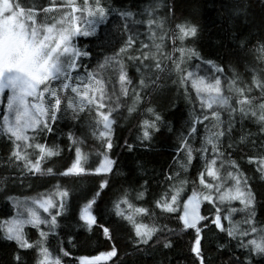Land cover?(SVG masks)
I'll return each instance as SVG.
<instances>
[{"label":"trees","instance_id":"1","mask_svg":"<svg viewBox=\"0 0 264 264\" xmlns=\"http://www.w3.org/2000/svg\"><path fill=\"white\" fill-rule=\"evenodd\" d=\"M27 6L35 5L36 22L38 25H53L64 16L70 9H66L64 4L67 0H22ZM178 5L176 15L173 16L168 10L173 0H99L106 13V18L96 26V35L103 39L106 35L114 37L109 44L101 46L96 40V36H77L74 42L77 47L90 52L89 58H83L84 63L88 65L89 71L98 72L101 78L106 81V91L112 100L116 99L112 93L119 95L121 106L111 115L114 117V123L111 130V141L113 147L106 150L101 144L103 137H99V130L93 136L92 130L96 128L95 111L90 114L79 113L83 119L73 120L71 111H61L58 113L60 119L55 123V134H49L40 142L48 146H55L59 155L47 158L42 165L44 169L53 167L56 170L64 171L71 166L75 158V148L68 139L71 132L74 137L80 141L79 146L82 152L87 153L93 168L99 166V162L107 155L114 161L113 173L89 172L80 177L76 176H50L27 175L21 176L19 171L8 164V141L0 137V224L13 216V207L8 197L16 199H35L49 195L54 191V186L59 184L62 188L70 192L69 207L62 211L61 216L56 217L58 226L55 229V235H50L46 246L51 250L59 251L63 246L72 255L65 257V260L73 257H86L92 259L101 256L102 253L110 251L112 247L117 248L118 254L109 259H105L101 264H193L195 259L190 251V242H192L195 232L187 230L186 233H180L178 229V214L183 209V201L187 200L188 195L193 191V182L197 190L202 189L197 178L198 170L204 169V157L211 158V145L204 141L210 134L220 131L223 128L226 135L220 139L223 141L222 147L225 152L224 158L216 157L217 163L214 168L220 170L221 175L225 177L227 183V171L230 170L229 161H236L240 170L251 179L255 172V165L248 163L249 155H258L264 152V132L261 131L258 124L250 120H240L239 113L230 117L229 107L217 108L219 118L211 116V109L202 107L199 99L196 98L195 91L188 84V93L185 94L183 85L173 84V79L178 80L179 75L165 72L161 74L159 88L153 89L151 84L146 89L139 87L140 74L134 67H128L131 62L128 60L129 54L136 56L140 52H157L155 47L151 49H141L140 45H152L155 39L160 43V36L164 37V46L168 52L172 49V30L178 20H187L198 29V35L194 38L189 37L186 40V47L194 49L204 60H211L218 66L223 67V84L221 94L229 98V105L236 107L237 93L233 86L229 85L233 73H239V80L236 86L251 85L252 91L249 95L257 98L259 103L261 93L259 88L252 84L253 75L264 81V60L258 59L259 53L255 50L260 48L264 42V11H261L260 0H246L247 16L235 15L233 8L237 3L243 5L245 0H175ZM79 6L83 5V0L77 1ZM97 0H89V6L95 7ZM157 5H159L157 7ZM195 5V7H193ZM54 9L53 12H45L44 9ZM121 13H131L130 17L121 16ZM76 15H81L77 12ZM153 20L154 24L149 25L148 21ZM59 27L60 25H56ZM123 37V39H121ZM131 38L133 40L132 48L126 49L124 53L119 54V59L127 67L130 77L134 83L128 86L127 95L120 94V84L118 74L113 71L112 59L119 53L123 42ZM241 41L246 43L242 47ZM179 44V41H177ZM136 49V51H133ZM161 57L163 52L160 53ZM179 55V53H175ZM109 58L110 63L106 69H98V64L103 63L105 58ZM191 65L193 69L200 65L199 74L205 77L219 75L212 71L207 63H202L194 56L186 58L185 67ZM118 67V65H117ZM84 83H89L87 73L83 69L79 70ZM76 73H73L75 76ZM58 83V82H54ZM71 83L84 88L79 80L73 79ZM136 92H142V98L134 105ZM75 94L70 89L65 90L62 96L74 97ZM89 95L92 93L89 91ZM97 100L99 93L95 94ZM67 100H64L66 107ZM135 107V111L128 112L130 106ZM154 108L163 117V135L154 133L151 141L137 139L140 134L141 119L149 114L146 109ZM93 108L95 106L93 105ZM101 112H107V108L100 109ZM204 113L209 114L208 120L203 119ZM2 108H0V120ZM200 117L196 124L198 132L193 133L191 139L187 141V147L181 148V136H187L193 121ZM234 118V124L231 132H228V121ZM99 119V117H96ZM223 122V123H221ZM91 125V127H89ZM100 127V126H99ZM171 129V130H170ZM246 136L247 142L241 143L240 137ZM126 144L133 145L129 150ZM150 144L151 147H147ZM229 144L232 147H229ZM188 147L193 150V163L187 164ZM206 147L208 151L201 153L199 149ZM15 163V162H14ZM98 164V165H97ZM111 180L110 186L104 192L103 199L99 200V207L93 206V213L96 216V223L90 231L83 228L70 227V217L75 215L77 223L80 206L86 201L83 199L84 193H91L97 189L101 178ZM171 177V179H170ZM205 181L209 178L204 173ZM184 182V183H182ZM256 185L259 181L254 182ZM176 188H182L180 194V204L176 212L163 213L155 207L158 199L166 198L171 201V195ZM128 191L127 199L138 207H144L148 211L144 214H134V209L123 206L125 212L133 213V219L144 224L155 223L158 226L167 225L163 231L153 236L147 244L134 245L133 226L126 220L116 216L114 202L123 192ZM144 191L142 198L137 197V191ZM257 193L256 214L254 220L257 228L264 227V191L258 186L255 188ZM232 207L237 209L242 205L239 201H233ZM228 205H221V214L231 216L232 223L229 220H222L223 232L211 224L215 218V208L207 201L201 200L200 212L208 217L207 223L212 229H203L202 242L204 245L203 256L208 264H226L229 257L235 259L237 256L243 262L246 253L238 247L239 236L232 239L227 235L230 227H247L243 221L246 212L229 213ZM205 221H201V224ZM110 229L113 239L106 240L103 235V227ZM47 227V226H46ZM168 228L177 229V234L168 232ZM27 238L32 243L39 240V233L35 228H26ZM71 233V237L69 235ZM168 239L172 247L165 249L163 243ZM13 242L0 239V264H4L8 259L9 249L5 247ZM223 245V248L218 245ZM14 246V244H13ZM35 251L29 255V264H35ZM253 260H259L260 257L253 256ZM78 264V262H77ZM198 264V262H197Z\"/></svg>","mask_w":264,"mask_h":264},{"label":"snow or ice","instance_id":"2","mask_svg":"<svg viewBox=\"0 0 264 264\" xmlns=\"http://www.w3.org/2000/svg\"><path fill=\"white\" fill-rule=\"evenodd\" d=\"M260 5L261 11H264V0H260ZM2 7L4 10L0 12V96H3L5 92L7 95L6 103L2 105L0 137L8 141V164L14 166L21 176L25 174H48L50 176L80 177L89 172L96 174L113 173L114 161L107 155H104V159L99 162L98 167L93 168L89 163L88 154L82 152L79 146L80 141L71 132L68 134V139L72 142V147L75 148V159L71 166L64 171L56 170L53 167L46 169L42 167L47 158L59 155L55 146H48L40 141L49 134L56 133L57 130L54 125L60 119L58 113L61 111L70 110L73 120L83 119L79 113L87 112L90 114L95 111V117L92 119L95 120L97 127L93 128L92 134L95 136L96 131L99 130V137L104 138L101 140L104 148L111 150L113 147L111 130L114 117L111 114L121 106L119 95L113 92L112 95L116 96V99L112 100L106 91L107 82L101 78L98 72L89 71L88 65L84 63L83 58H89L90 52L77 47L74 42L77 36H96V40L103 46L114 39L111 35H106L103 39L96 35V25L106 18L105 10L100 6L99 0H97L94 8L89 6V0H84L82 6H78L76 0H67L64 7L71 11L66 12L53 25H38L34 10L35 5L29 7L22 0H3ZM177 7L178 5L173 0L168 9L173 16L176 15ZM44 11L48 12L49 9L45 8ZM77 12L81 15H75ZM233 13L246 17V0L243 5L237 3L233 8ZM131 15V13H121L122 17H130ZM148 23L151 26L154 21L150 19ZM57 24L60 26L57 27ZM165 35L160 36V43H156L154 39L152 45H140L141 49L155 47L156 53L150 55L149 52H140L136 56L131 54L128 56V60L131 62L128 67H134L136 72L140 74L139 87L141 89L148 88L150 84L153 89L159 88L161 74L167 72L171 77L172 73H176L179 75V79H173V84L183 85L185 94L190 95L188 93L190 82L191 88L196 93V98L200 100L202 107L206 106L212 110L211 116L213 118H219V112L213 108V105H216L217 108L229 107L230 117L238 112L241 121L250 120L258 124L261 131L264 132V81L253 75L252 84L258 87L261 93L260 102L257 103V98L249 95L252 91L251 85L236 86L239 73L234 72L232 79L228 82L237 93L236 107H232L229 105V98L221 94L225 71L223 67L211 60H204L194 49L186 47L187 38H194L198 35L197 27L187 20H178L170 37L172 40L171 52H168L164 46ZM133 43L131 38L124 41L119 53L112 58L115 61L112 65L113 71L118 74L120 94L123 95H127L128 86L132 85L134 80L130 77L126 65L120 61L119 54L124 53L128 48H132ZM245 43V41H241L242 47ZM161 51L163 52L162 57ZM255 51L259 53L257 58L264 60V42ZM175 53H179V55L177 56ZM193 56L202 63L209 64L212 71L219 75L209 78L199 74L200 65H197L195 69L191 65L185 67L186 58ZM109 63L110 60L106 57L103 63L98 64V69H106ZM80 69L87 73L89 83H84L79 72ZM73 73L76 75L73 76ZM73 79L80 81L84 88L83 92L80 87L71 83ZM67 89L75 94L74 97L62 96V93ZM89 91L92 93L91 96ZM133 91L136 93L135 105L142 98L143 93L136 92L135 88ZM97 92L99 93L98 100L94 98ZM65 99L67 100L66 107L64 106ZM134 105L128 108L129 113L135 111ZM105 108H107V112L100 111V109ZM146 111L149 115L141 119L140 134L137 136V139L142 142L151 141L154 133L163 135V117L152 107H148ZM208 118L209 114L204 113L203 119L208 120ZM199 120L200 117L198 116L197 120L192 122L187 136H181V148L187 147V141L191 139L192 134L198 132L196 124ZM233 124L234 118H230L228 132H231ZM100 125L102 128L99 127ZM225 135V130L221 128L220 131L210 134L204 141L205 144L211 145L212 157L210 159L204 157V169L198 170L197 178L202 189L197 190L194 181L192 193L188 195L187 200L183 201V209L177 217L178 229L182 234L189 229L194 230L195 235L190 242V251L195 257L193 264H197V262L198 264H208L203 256L202 237L203 229L206 228L209 232L212 229L207 223L208 217L200 212V203L203 200L213 205L216 211L211 224L215 225V228L221 232L224 231L222 220H229L230 224L232 223L230 215L221 214V205L227 204L229 213L246 212L243 223L247 227H230L227 230V235L232 239L239 236L238 247L243 249L247 255L243 262L238 256L235 259L229 257L226 264H264V227L257 228L254 220L257 201L255 188L258 186L264 191V152L247 157L248 163L255 165V172L251 179L240 170L236 161L230 160V170L227 171V180L231 181L229 184L221 175L220 170L214 168L217 163L216 157L223 159L225 156L222 147L223 141L220 139ZM247 139L246 136L242 135L240 142L246 143ZM126 147L131 150L133 145L126 144ZM147 147L150 148L151 145L148 144ZM229 147L232 145L229 144ZM199 151L206 153L208 149L202 147ZM192 163L193 150L188 147L187 164L191 165ZM205 171L207 176L211 178L207 182L204 179ZM255 181H259V184L256 185ZM110 183V179L102 177L97 189L91 193H84L83 199L86 202L80 206L78 213V220L82 223H77V217L73 215L70 217V227L83 228L87 231L92 229L96 223L93 206L99 207V200L103 199L106 194L104 190L110 186ZM182 191V188H176L171 195V201L166 198L158 199L155 202V207L163 213L176 212ZM70 195L69 191L57 184L54 186V191L46 197H38L31 201L26 200L21 203L18 199L8 197L16 210V214L0 224V239L14 244V246L13 244L5 246L9 252L8 259L4 264H29L28 258L31 251L36 253L35 264H77V262L78 264H96V261L101 259V257L88 259L80 256L65 260V257H70L72 254L63 246L59 248L58 252L46 246L49 236L55 235V229L58 226L56 217L61 216L62 211L69 207ZM143 196L144 191L138 190L137 197L142 198ZM127 197L128 191L125 190L114 202L116 216L132 224L135 237L132 241L134 245L147 244L154 235L167 228V225L144 224L134 220L133 213L123 210L124 205L134 209V214H144L148 210L144 207L135 206ZM56 201H59L58 205ZM233 201H239L242 207L239 209L232 207ZM54 207L56 211L53 215L50 209ZM37 209H43L44 213L51 216V220L42 216ZM201 221H205V223L201 224ZM26 225H31L39 232L40 238L35 243L27 238ZM40 225L47 226V230H41ZM102 227L106 240L113 239L110 229L106 226ZM167 230L170 234H177V229L168 228ZM69 235L71 237V233ZM163 247L165 249L171 248V241L165 239ZM218 247L223 248L224 246L221 244ZM117 254V248L112 247L110 251L102 253L101 256L109 259ZM253 256L260 257V259L253 260Z\"/></svg>","mask_w":264,"mask_h":264},{"label":"rangeland","instance_id":"3","mask_svg":"<svg viewBox=\"0 0 264 264\" xmlns=\"http://www.w3.org/2000/svg\"><path fill=\"white\" fill-rule=\"evenodd\" d=\"M77 1L78 0H76V4L78 5V3H77ZM83 3H84V0H83ZM2 5H3V0H0V12H2L3 10H4V8L2 7ZM79 6V5H78ZM50 9V8H49ZM50 11L51 12H53L54 11V9H50ZM71 11V10H70ZM69 11V12H70ZM75 15H76V13H75ZM78 16V15H77ZM97 27V26H96ZM6 95H7V93L5 92L4 93V95L3 96H0V108H2V105L4 104V103H6ZM1 120H2V115H1ZM100 128H102V125H100ZM75 159V158H74ZM104 159V158H103ZM89 163L92 165V167H93V164H92V162L89 160ZM98 165V164H97ZM97 167V166H96ZM16 199V198H15ZM21 203H23L24 201H26V200H28V201H31L32 199H18ZM12 204V203H11ZM56 204L58 205L59 204V201H56ZM13 207V206H12ZM35 207V206H34ZM38 211H39V213L42 215V216H45V217H47L49 220H51V216H49L48 215V213H44L43 212V209H37ZM55 211H56V208L54 207V208H52V209H50V212L54 215L55 214ZM12 213H13V216L16 214V210L13 208V211H12ZM26 228H33V227H31V225H26L25 226V229ZM40 228H41V230H47V227L45 226V225H40ZM39 233V232H38ZM99 257H101V258H103L102 256H99Z\"/></svg>","mask_w":264,"mask_h":264},{"label":"water","instance_id":"4","mask_svg":"<svg viewBox=\"0 0 264 264\" xmlns=\"http://www.w3.org/2000/svg\"><path fill=\"white\" fill-rule=\"evenodd\" d=\"M104 261H105V259L104 258H101V259H99V260L96 261V264H101Z\"/></svg>","mask_w":264,"mask_h":264}]
</instances>
